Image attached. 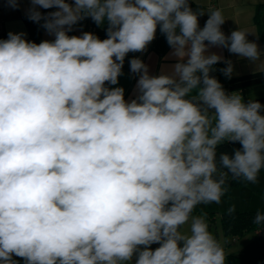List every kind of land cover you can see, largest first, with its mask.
<instances>
[{
	"label": "clouds",
	"instance_id": "1",
	"mask_svg": "<svg viewBox=\"0 0 264 264\" xmlns=\"http://www.w3.org/2000/svg\"><path fill=\"white\" fill-rule=\"evenodd\" d=\"M32 4L29 18H43L55 39L37 44L10 32L0 40V264H17L13 256L26 264H225L204 217L192 213L220 203L229 174L257 181L264 105L227 93L209 74L223 57L206 53L220 46L255 62L258 45L240 29L225 35L219 9L200 28L204 14L189 0ZM36 5L59 10L42 17ZM85 17L107 20L108 38L69 36ZM158 25L178 62L153 76L131 59L140 75L128 102L106 83L118 84L125 56L144 51ZM223 142L242 148L217 160ZM253 223L264 224V213Z\"/></svg>",
	"mask_w": 264,
	"mask_h": 264
},
{
	"label": "crops",
	"instance_id": "2",
	"mask_svg": "<svg viewBox=\"0 0 264 264\" xmlns=\"http://www.w3.org/2000/svg\"><path fill=\"white\" fill-rule=\"evenodd\" d=\"M194 3L198 4L199 7H192L194 12L197 14L203 13L198 17V22L200 28H203L206 20L209 18L208 14L212 10L219 9L225 19L223 25H221V30L225 35H230L232 31L243 30L248 33L247 39L249 41L255 42L260 53V59L252 62L248 58H242L238 54H233L228 51L227 48L220 46H210L206 54L216 53L221 55L224 60H230L233 65V72L231 75H238L246 73L253 70L264 69V41L260 38L257 27L254 23V11L255 6L259 2H264V0H192ZM67 3L74 6V0H66ZM14 4L18 6H13ZM34 6L32 0H15L11 3H3L0 0V40L8 39V34L11 33H24L25 39L29 42H34L31 35L29 34V29L27 27V22L37 31L40 32L41 38L44 40H54V34H50L44 27L45 20L42 18L39 22L33 21L29 18L30 9ZM35 9L39 11L42 17H47L49 13L58 11L56 7L45 9L39 5L35 6ZM262 20H264V10L261 14ZM109 24L105 20L102 24H97L91 17L85 26L76 27L77 36H81L84 32H90L98 37L100 40L107 39V29ZM206 44L208 42H205ZM173 49L167 43L166 35L160 31L159 25L157 26V31L155 38L152 42L148 44L146 49L142 52H129L124 59V64L122 68V75L118 77V84L111 85L106 83L109 88L122 87L124 89V98L126 101L130 102L138 96L137 81L139 79L138 73L131 72L130 60L133 58L141 59L149 69V74L153 76H158L162 72L170 73L172 66L178 62L177 58L172 56ZM187 58H185L186 61ZM221 83V82H220ZM224 90L231 93H239L244 102L246 100L264 95V82H259L251 85H247L243 88H235L227 90L225 85L221 83ZM195 94V93H193ZM238 190L245 191L243 189H237L233 193L237 194ZM222 202V203H221ZM220 203L202 204L201 207H215L214 209L221 210L228 205L229 199L227 201L221 200ZM203 209V210H204ZM193 216H199L198 214H192ZM216 216H219L218 212H215ZM206 218V217H205ZM207 220V219H206ZM205 220V221H206ZM189 221L188 224L182 226L181 230L185 233L189 232L190 228ZM159 244H152L151 248L154 250L159 247ZM131 264H135V257ZM225 264H230L225 261Z\"/></svg>",
	"mask_w": 264,
	"mask_h": 264
},
{
	"label": "trees",
	"instance_id": "3",
	"mask_svg": "<svg viewBox=\"0 0 264 264\" xmlns=\"http://www.w3.org/2000/svg\"><path fill=\"white\" fill-rule=\"evenodd\" d=\"M189 5L192 7H199L198 4L194 3L192 0H189ZM262 10H264V2H259L255 6L254 11V23L257 27L258 34L262 41H264V20L261 18ZM90 17H85L84 19L77 22L72 27V31L68 32L69 36H77L76 27L85 26ZM27 27L29 29V34L31 35L33 41L39 44L42 41H45L41 38L40 32L34 29L28 22ZM53 41V40H48ZM226 60H221L220 62L213 65L212 71H210V76L215 77L219 82L225 85L227 90L235 88H243L247 85L264 82V69H258L249 71L246 73L231 75L230 78L225 76L221 69L226 68L228 65L225 63ZM250 100L259 101L264 105V95L251 98L246 100L247 103ZM264 115V110L261 112ZM242 148V145L239 142H223L217 146V160L221 153L233 154L235 149ZM227 171V170H224ZM260 173L264 175V169H261ZM226 188L227 191L222 196L221 200L227 201L231 194H234L233 191L237 189H243L247 187V192L243 190H238L237 194H243V197L239 199V202L234 205L235 211L229 213L228 209L231 208L229 204L222 208L221 210H216L211 207L205 208L202 212L204 213L207 223L210 226L214 218L215 212L219 213L220 225L223 230V233L227 237H233L243 234L245 231L254 230L262 228L264 224H254L253 220L258 211L264 213V193L259 188H252L248 185V181L243 179H233L231 174L226 177ZM245 195H247V201H245ZM256 198V201H250V199ZM243 201V203H241ZM241 203V204H240ZM251 203L255 205L251 206ZM199 211L193 210L192 214H198ZM214 238L217 240L216 236L211 232ZM218 242V240H217ZM225 261L230 264H264V230L259 232L257 236L249 241L242 249L237 252H228L225 253Z\"/></svg>",
	"mask_w": 264,
	"mask_h": 264
},
{
	"label": "rangeland",
	"instance_id": "4",
	"mask_svg": "<svg viewBox=\"0 0 264 264\" xmlns=\"http://www.w3.org/2000/svg\"><path fill=\"white\" fill-rule=\"evenodd\" d=\"M248 185L250 187H252V188H259V189L262 190V193H264V175L259 173L258 177H257V181L255 183L248 182ZM246 190H247V187L245 188V192L248 193L247 192L248 190L247 191ZM242 197H243V194L242 195L241 194L240 195L239 194H235V193L231 194L229 196V198H228L229 199L228 204L230 206H234V205H236L239 202V199H241ZM247 199H248L247 195H245V201H247ZM250 201L254 202V201H256V198L250 199ZM241 203H243V201ZM212 204L215 205V202H213ZM201 205L202 204L197 205L194 208V210L199 211V216H203L204 219L206 220L205 215L202 212L204 207H201ZM252 205L254 206L255 204L251 203V206ZM212 208H215V207H212ZM262 208H264V207H262ZM206 223H207V220H206ZM262 226H264V225H262ZM208 228H209V231L212 232L216 236L219 245L222 247V249L224 251V254L228 253V252H237V251H239L249 241L254 239L259 232L264 230V227H262V228L256 229V231L248 230V231H245L241 235L233 236V237L232 236L231 237H227V236L224 235L223 230H222L221 225H220V219L216 215H214V218H213V220L211 222V225L210 226L208 225ZM181 231L184 232V230H181Z\"/></svg>",
	"mask_w": 264,
	"mask_h": 264
},
{
	"label": "built area",
	"instance_id": "5",
	"mask_svg": "<svg viewBox=\"0 0 264 264\" xmlns=\"http://www.w3.org/2000/svg\"><path fill=\"white\" fill-rule=\"evenodd\" d=\"M3 3H11L14 2L15 0H1ZM13 259L17 262V264H26V261L24 258L13 256Z\"/></svg>",
	"mask_w": 264,
	"mask_h": 264
}]
</instances>
